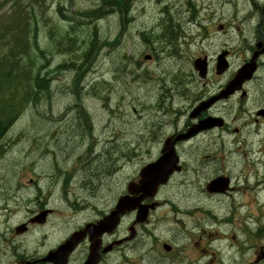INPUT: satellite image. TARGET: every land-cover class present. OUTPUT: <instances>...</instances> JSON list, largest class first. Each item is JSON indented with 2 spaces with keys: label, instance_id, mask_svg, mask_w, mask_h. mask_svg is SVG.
Segmentation results:
<instances>
[{
  "label": "rangeland",
  "instance_id": "1",
  "mask_svg": "<svg viewBox=\"0 0 264 264\" xmlns=\"http://www.w3.org/2000/svg\"><path fill=\"white\" fill-rule=\"evenodd\" d=\"M253 1L132 0L128 15L113 10L91 21L80 12L97 7L101 0H0V44L5 40L2 30L22 22L23 31L15 30L16 34L24 36L27 30L36 34L44 55L33 48L32 64L46 61L42 73L52 80L41 89L38 104L21 113L3 141V145L11 143L0 154V217L6 224H0L2 231L8 232L48 201L47 191L33 201L36 187L46 180L55 191V205L60 203L59 210L75 225L94 218L95 210L109 212L127 184L138 180L142 167L158 158L164 140L198 122L189 116L193 107L226 85L264 40V0H256L257 6ZM191 6L199 10L196 20L190 18ZM117 7L124 9L120 3ZM200 22L206 25L204 36L199 35ZM221 23L226 29L219 31ZM95 28L102 40L118 38L114 45L99 49L84 75L80 97L75 87L79 89L84 77L78 83L75 69L64 64L81 61ZM221 48L230 50V70L219 78L213 64L209 80L202 83L192 73V59L199 54L215 57ZM262 56L259 71L244 88L247 95L239 92L223 99L207 113L222 116L227 127L196 134L176 150L185 167L161 187L160 205L148 222L158 238L176 244L177 256L166 259V264H264V259L257 261L264 250V189L248 188L250 180L264 179V140L257 127L264 121L258 115L264 110ZM78 106L85 110L79 113ZM45 147L50 150L44 152ZM250 151L259 154L257 166L249 162ZM86 164L91 166L88 173L80 171ZM73 174L75 186L81 189L75 192L73 207H68L60 196ZM219 175L229 177L230 188L225 193L209 192L207 184ZM192 202L207 209L196 214V208L188 210L187 222L182 207ZM213 213L227 222L217 225ZM132 221V216L127 217L123 233ZM59 222L54 214L46 229L36 227L34 232H56ZM147 224L140 225L143 237ZM13 231L10 238L19 240ZM221 237L226 238L219 241ZM222 244L230 249L226 259L220 254ZM6 252V242L0 239V253ZM0 258L3 264L6 257Z\"/></svg>",
  "mask_w": 264,
  "mask_h": 264
},
{
  "label": "trees",
  "instance_id": "2",
  "mask_svg": "<svg viewBox=\"0 0 264 264\" xmlns=\"http://www.w3.org/2000/svg\"><path fill=\"white\" fill-rule=\"evenodd\" d=\"M131 1L101 0L99 7L87 9L80 12V14L91 21L102 18L104 15L110 14L113 10L128 15L131 8ZM117 3L123 4L124 9H119ZM67 17H69L70 21L72 20L70 16ZM13 26L4 28L2 32L4 31L5 35H1L3 38L5 37V40L0 44V140H2L7 129L13 124V121L18 115L28 105L36 104L35 102L39 100V96L43 92L41 89L49 87V83L51 82L49 76L42 73L47 67L46 61H40L39 65L37 63L35 65L32 64L31 52L33 48H36L41 55H44L43 50L36 43V34L27 30L24 36L21 34L18 36L15 30H19V33H21L23 31V23L21 22L19 25H15L16 27ZM70 27L74 28V25ZM11 35H13L14 39L10 37ZM89 35V46L84 51L81 61L74 60L64 64L75 69L78 83L86 75V71L91 68L90 66L98 54L99 49L103 45H114L118 38L112 42L102 40L96 28ZM10 39L14 41H10ZM72 40H76V38H72ZM13 46L19 48H13ZM81 89L82 83L80 88L82 96ZM80 91H77L79 96Z\"/></svg>",
  "mask_w": 264,
  "mask_h": 264
},
{
  "label": "flooded vegetation",
  "instance_id": "3",
  "mask_svg": "<svg viewBox=\"0 0 264 264\" xmlns=\"http://www.w3.org/2000/svg\"><path fill=\"white\" fill-rule=\"evenodd\" d=\"M264 116V115H263ZM251 121V120H250ZM262 125H258V128H261L260 132L258 134L260 136L261 140H264V121H261ZM218 140L223 141L224 139H221L220 135L216 137ZM203 150L206 149L211 150L210 148H202ZM246 152V151H243ZM258 154V153H257ZM250 157V155H249ZM259 157V154H258ZM250 160V158H249ZM260 161V159H259ZM250 162V161H249ZM251 164V163H250ZM259 164V163H258ZM256 162L254 166L258 165ZM251 166V165H248ZM239 180L238 177H236V182ZM250 186L249 191H259L260 189H264V179L249 181ZM63 191H66V194L62 193V203L67 202L68 207H73L74 202L69 200L70 196V188L67 186L66 189H63ZM150 201H146V203H149ZM194 203L192 202L191 206L182 207L185 208L184 213V219L188 222L189 221V214L190 212L188 210H192L194 208L197 209L196 212L193 214H196L199 211H203L204 206L202 204H198L197 206H192ZM41 208L40 210H42ZM51 212L53 211L50 209ZM63 211V210H62ZM97 215L94 218H90L89 220L83 222V224H80L79 226H74L73 219L67 220L62 223L61 228L57 232V237L53 238L52 240H47L45 236L43 241H41V253H37L34 255V249H28L27 246H24V251L19 254H13L11 255L12 258L9 259L8 264H55L49 260H47V257L50 253L54 252H61V248L63 244L77 231H81L84 229L86 222L91 221L93 223H97L100 218H102L105 214L96 212ZM95 213V214H96ZM127 216H131V214H128L122 218L120 226L116 229L113 235L103 233L99 236V254L100 258L97 264H166V259L177 256L176 252V244L170 245L171 248L169 250L166 249V244H169L166 239L158 238L156 232L152 230V227L149 228V224H147V230L146 237L141 236L142 230L141 226H138L139 230L137 232V235L134 237H130V229L135 224V221H132L130 226L128 227L127 232L123 233V226L124 222L127 219ZM223 217V216H222ZM150 222V219H148ZM32 225L30 224L28 227L27 233H29L32 230ZM146 226V225H143ZM134 228V227H133ZM145 228V227H144ZM42 240V239H41ZM90 240L88 238V235L81 234V236L78 237L76 243L71 244L73 251H70L69 253L61 252L59 255H61L62 258L66 260V264H85L90 250ZM198 244V243H196ZM110 246H112L111 249ZM109 250V251H107ZM230 249H227V254ZM35 256V257H34ZM108 256L113 258V262H108ZM33 261V262H32Z\"/></svg>",
  "mask_w": 264,
  "mask_h": 264
},
{
  "label": "water",
  "instance_id": "4",
  "mask_svg": "<svg viewBox=\"0 0 264 264\" xmlns=\"http://www.w3.org/2000/svg\"><path fill=\"white\" fill-rule=\"evenodd\" d=\"M257 54L254 58L256 59ZM252 62V64L245 65L237 74L235 79L231 82L228 90L225 92V94L214 97L208 102H205L203 105L197 107L195 112L192 114V116H197V114L200 113L201 110L208 108L213 102L218 100L219 98L226 97L228 94L234 92L236 88H240L241 84L246 80L249 79L255 70V62ZM199 68L203 69V66H198ZM206 67V66H205ZM227 65L224 64V66H219V72L221 73L226 69ZM206 73V68L203 72V76ZM218 121L213 120L212 118L207 119L204 122H201L199 125L194 126L191 128L186 134L179 135L176 137V140H180L183 138L190 137L191 135L195 134L196 132L213 127L217 125ZM220 124V123H219ZM174 143L172 142V139H168L166 141V156H161L157 161L148 164L146 167H144L141 171V180L138 185L135 183L130 184V189H136V193L142 192V196L139 197H125L122 199V203L120 205V209L117 211H112L107 217H105L102 221H100V225L98 226L99 229L102 231H108L112 232L119 222V213L121 211L126 210H132L135 209L140 201L146 197H152L157 192L158 187L167 182L170 175L173 173L175 169H178L177 167V158L174 152ZM228 187V179L225 177H218L215 180L212 181V183L209 186V190L211 191H220L223 192ZM148 211L145 208H142L138 214V222H144L147 218ZM97 245L94 247V252L97 250ZM93 261V259H91ZM92 263V262H91ZM90 264V263H89Z\"/></svg>",
  "mask_w": 264,
  "mask_h": 264
},
{
  "label": "bare ground",
  "instance_id": "5",
  "mask_svg": "<svg viewBox=\"0 0 264 264\" xmlns=\"http://www.w3.org/2000/svg\"><path fill=\"white\" fill-rule=\"evenodd\" d=\"M168 41L169 42H172V38H170V35L168 34ZM253 131V130H252ZM254 132H255V130H254ZM252 133V132H251ZM221 136V135H220ZM221 139H223V138H221ZM256 157H258V154H255V153H252L251 151H250V163L251 164H255V162L258 164L259 163V158L257 159ZM236 172V171H235ZM205 175V174H204ZM205 209H207V207H205L204 206V210ZM185 213V211L183 212V214ZM220 217H221V220L219 221L218 220V215L217 214H214L213 213V217H212V220H213V222H216L217 223V225L220 223L221 225L222 224H224V223H226L227 221H226V218H224V217H222L221 215H219ZM223 238H226V237H223ZM224 239H222V241H223ZM222 243H225V242H222ZM220 244V243H219ZM220 246V245H219ZM221 248L223 249V251L224 250H226V252H227V249H229V247H228V244L227 245H221ZM230 252V250L228 251V253Z\"/></svg>",
  "mask_w": 264,
  "mask_h": 264
}]
</instances>
